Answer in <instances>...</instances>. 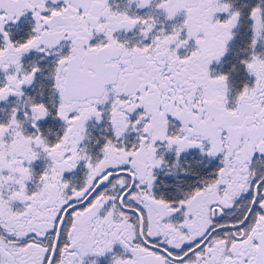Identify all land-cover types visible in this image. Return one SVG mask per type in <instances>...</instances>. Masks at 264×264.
Returning a JSON list of instances; mask_svg holds the SVG:
<instances>
[{"label": "snow or ice", "instance_id": "1", "mask_svg": "<svg viewBox=\"0 0 264 264\" xmlns=\"http://www.w3.org/2000/svg\"><path fill=\"white\" fill-rule=\"evenodd\" d=\"M0 264H264V0H0Z\"/></svg>", "mask_w": 264, "mask_h": 264}]
</instances>
